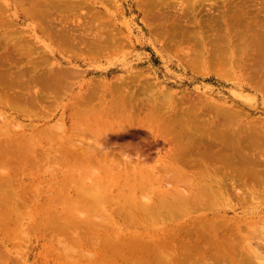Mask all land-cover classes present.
Returning <instances> with one entry per match:
<instances>
[{
    "label": "rangeland",
    "instance_id": "rangeland-1",
    "mask_svg": "<svg viewBox=\"0 0 264 264\" xmlns=\"http://www.w3.org/2000/svg\"><path fill=\"white\" fill-rule=\"evenodd\" d=\"M32 1L38 4L37 1L39 0ZM43 1L40 0L38 4L40 7H34V9L40 8L38 11L39 15L41 10L47 12L45 10L47 9V6H45V4L47 5V3H45L47 1ZM71 1L72 0H70V5L66 7V9L63 7L61 11L63 14L61 12L57 14L58 10L60 11L62 7H60V9L56 8V12H52L56 15L53 14L54 17H52V21L50 18L49 22L52 23L55 21L54 23L56 24L52 23L53 25H50V23L47 22V17L43 19L37 16L38 12L36 10L37 15L36 12H33V15L31 14V4H29L27 0H25V6L21 3L19 4L17 0H0V52L5 49V42H3L1 38V36L5 35L10 42L8 44L10 50L12 49V44L18 42L22 44L23 50L28 51L27 48L30 47L33 58L26 59L25 53L21 54L20 52H15L13 53L14 56L8 60L5 59V62L4 59H1L0 75L9 70H11L9 72H14L18 69H24L25 66L33 67L29 75L26 76H30L31 80L36 78L40 79L42 77L47 78V72L52 68H61L64 73L67 70L69 71H67L69 76L65 79V84H68V82L69 84L65 85V87L61 89L62 91L60 89L58 90V93H56L58 94V96H56L59 97L58 99L51 95L55 103H53V100H49L48 102L47 100L43 101L44 106H46L45 108L43 105L41 107L36 103L31 105L22 103L21 106L27 108H25L26 110L23 113L13 110L9 107L10 104L6 106L5 102L0 103V112L2 111L1 113L5 114V116L12 118L11 121L14 122H10L11 126L12 124L13 126L7 127L8 130H5L4 133L7 132L6 134H8L9 138L10 136L14 138L13 143L18 145L14 147L23 148L25 151L22 150L25 156L22 155L19 157L17 154L14 155L13 151H11L14 149H12L13 143L8 144L10 153L8 154L7 152L4 156L6 157L4 158V166L8 167L6 168L3 166L0 168V171L3 168L2 171L6 170L5 173H7L8 169L11 170L14 166L20 165V163L23 164V162L20 161H24L25 164V161L28 160V162L26 161L28 163V165H26L27 168L23 164L21 169L14 173V186L11 185V187L8 185L7 187H0V192H2L0 194V202L2 203L5 201V206L4 203H0V210H3L4 207L6 209V205L7 207L13 205L12 208L9 206V211L6 209L8 212L4 210L6 215L15 213L12 216H5V214H3L4 218L0 217V264H139L138 258L140 257L137 255H140L141 251L138 252L139 249H137L136 252L138 253L134 252L137 246L134 248L132 244H129L131 243L133 235L140 236L141 233L145 231L146 234L144 232V235H141L142 240L151 241L153 239L159 242L174 229L175 223H172L173 221L170 220L162 227L160 223L157 224L151 220H140L139 226H132L129 222H126L128 217L124 219L126 217L127 195L134 192L135 188H133V190L131 189L133 185H136L135 187L137 188V190L135 189L137 191H135L137 193V199H132L141 205L143 201L147 203L149 199H153L154 194L158 192L157 190L161 189L159 188L160 186L165 185L163 188L167 189L170 188V184L165 182H160L162 183L160 184L157 183V181L151 182L147 178L145 179L144 176L138 177L136 180L127 177L128 179L124 181L122 178L121 181L115 180L109 182L103 170L92 167L97 164L93 159L91 160L92 165L90 166L93 169L89 172L69 170L67 167L71 166L73 162H63V160L67 161L64 153L52 149L59 145L58 139L47 140L45 137L39 138V136H37L38 132L42 131V129L45 130L46 128L56 127L61 124L65 127L64 129L68 131V137L73 126L74 108L77 106L80 107L83 104V102L78 99L84 100L86 103L83 96L87 95L89 89L93 88V91L97 90L95 84L96 87H99L101 84L97 90L99 98L96 95L97 97L95 96L90 102L87 99V106H91L88 108V111H94L96 114L99 110H97V108H92V105L95 104L100 107L101 104L105 106L106 103L113 106L115 105L114 109H117V111H122L123 108L125 110L121 116L122 119L120 117L121 121L118 122L116 119H113L110 122V124L113 125H109V127H112L108 128L109 130L105 128L107 132H105L104 129L99 137L101 143L107 147L109 153L116 158L118 157L120 162L124 161V159L120 160V157L123 158V155H125L129 156L128 158L132 157L131 159H133L134 164L139 163L137 160L140 159L144 163L152 166L161 160L160 157H163L164 153L168 150L169 144L166 133L158 134L161 132L160 127H150V120L146 117L145 112L152 111L155 104H160V106H158L160 111L157 115L158 117L162 115L163 118H165L163 124L167 123L169 119L172 118L175 120L176 125H179L177 131L175 130V132L172 133V136L178 133L187 123L195 128L194 123L197 121V111L198 114L200 112L199 116L201 120L207 119L206 121L203 120L206 122L204 128H207L209 127L207 123L210 120L216 117V121L219 115H221L220 110L233 111L235 114L237 113L236 116L239 114L237 122H231L226 124V126L238 130L242 136L250 137L254 134H264L263 50L262 52L260 51L261 54L259 53L261 45L264 47L261 40L262 36H260L264 29H260L261 27H259L261 23L264 24V4H262L264 0H228L229 3L227 0H219V2L217 0L219 6L217 2L216 4L213 3L216 0H205V3L202 2L203 5L199 2H196L197 5L196 3H192L193 5H191L193 1L191 0L189 1L191 6L186 0L189 7L187 3H185V0H182L183 2L185 1V4L183 2L179 3L181 0H175V2L174 0H169L172 3L166 0L168 1L167 3L171 5L177 3L174 7L173 5L169 7V4L165 3V6H160L161 9H156L157 13H154L155 9L151 8L154 11V16L151 14L152 10L150 8L148 10L147 8H142L145 6L144 4L142 5L144 2H141V0ZM139 2L141 3L140 5ZM198 4L201 5L198 7ZM213 4L214 7H212ZM238 4L245 5L240 8ZM216 5L218 7H216ZM257 5L260 6L257 8ZM231 7L233 10H231ZM243 7L245 10L247 9L246 11L248 12H246ZM242 9L246 14H240V12H238ZM145 10L149 12H145ZM243 10L241 12H243ZM158 13L161 14L158 15L160 17L157 16ZM164 13L166 14L164 15ZM234 13H238L239 19L241 17L244 22L238 24V17L235 19ZM147 14H149V16ZM213 14H215L214 16L216 18ZM58 15L61 19L58 18ZM217 15L220 16L221 21H219ZM222 15L224 18L221 17ZM208 17L214 21V25L211 21L208 22ZM248 18H251L250 20L253 19L254 21L252 22H254V24L257 19L258 23L256 21V25L258 24V26H246L245 24ZM206 20L207 22H204ZM216 21H218V23ZM61 22L64 28L63 31H67V33L74 30L73 33L75 32L76 34L82 32L80 34L85 33L84 35L87 36L91 34H93L91 36H97V34L99 35L104 32L102 35L105 37L108 35V37L111 38V35L114 34L112 37L116 38L118 35V38H116V42L110 41V43L107 44L105 42L104 44L106 47H104V44H102V47L97 46L99 50L96 46L95 48L90 45L65 47L63 44L58 45V43L51 40L48 35V30H50V28L52 29L51 33L56 32V30L53 29L55 26L61 29L62 26L59 27ZM63 23H65V25ZM68 23L69 25H67ZM47 25L48 27H53H49L47 30ZM80 28H82L83 31ZM84 28H86L87 31ZM96 28L99 29L97 30ZM242 28L246 29L245 31L249 29V31L245 32L243 29L241 32ZM88 30H92L91 33H89L90 31ZM9 32L12 33L9 34ZM168 33H170V35ZM173 33H176L175 38L170 37ZM199 33L200 35H198ZM223 34H225L226 37L223 36ZM11 35L18 38L15 40ZM244 35L246 36L245 38ZM256 36L258 38H256ZM9 37L12 39L10 40ZM222 37L225 38L223 39ZM219 38L223 40L219 42ZM241 38H244L243 41ZM182 40H185L184 43H181L183 42ZM177 43L178 45H176ZM110 48L111 50H109ZM107 49L109 51H107ZM99 51L101 52L99 53ZM19 54H21L22 57L18 56ZM71 72H73V74H71ZM33 84L31 91L44 89L42 88V84L39 82L37 83V81H33ZM130 92L131 95H136L132 100H129L131 97ZM123 94L128 96V98L126 96L124 98ZM204 107L205 109L203 110L202 108ZM120 108L122 109L119 110ZM140 108L145 111L140 113ZM42 109L47 110V112H44ZM186 109H189L187 113ZM40 110H42L43 113L42 111L40 112ZM174 112L176 115L174 114L173 118L172 113ZM115 120L119 125H116ZM4 122L6 123V121L0 117L1 126L5 124ZM93 137L94 136L87 135L85 138L90 141V138ZM7 139L5 134L0 135V147H2V145L5 146ZM80 141L87 142V140H78V142ZM90 142L93 143L92 141ZM66 146L67 148L70 147L69 145ZM9 155H11V157H9ZM7 157H9V160ZM19 159L21 160L19 161ZM6 160H8L10 164ZM14 161H18L19 163ZM11 165L12 167H10ZM2 171L1 175H5ZM127 171H129V169L123 171V173ZM126 174L128 175V173ZM99 176L104 177V179H99ZM0 179H2V177H0ZM77 180L79 184L76 182ZM179 188L180 191L185 189L184 186L180 185ZM143 189H145L144 191L148 196L141 191ZM78 190L85 192L84 194L82 193L83 197L79 195L80 193H78L77 197L76 194ZM8 191H10V193ZM120 194L127 197V200L123 199L125 197ZM2 195H5V198L1 199ZM6 196H10V198L13 196V204L8 202L10 200L9 197H7L8 199L6 200ZM74 197L76 198V200L73 199L74 201H77V199L81 201L82 198H85V200H83L80 205L78 201L76 203L73 201L74 204H66L70 198L72 199ZM10 201L12 202V200ZM247 203L243 205L244 207L241 206L237 209L228 208L218 213L220 216H226L227 218H238L252 214V212H258L259 210L264 212V197L255 201H250L248 203L249 205ZM67 205H71L70 207H72V209L67 207ZM16 207L19 212L17 209L16 212H13ZM19 208H21V210ZM66 208L71 211V214L69 212L67 213L70 218L66 217L67 215L65 212L68 211ZM89 209L90 211L92 210V212H89ZM10 211H12V214ZM201 211L202 210H199L198 213L197 211L193 212L191 217H181V220L185 221L189 220V218L190 220H194L204 212ZM3 212L0 211V214ZM120 212L122 214H120ZM123 212L125 213V217L122 216ZM137 212L138 211L135 213ZM62 213H65L66 218L60 217ZM101 214L106 215L107 218L104 216L106 220L103 217L100 220ZM8 216L12 218L10 219ZM259 216L264 217V214L261 213ZM7 217L11 221H9ZM209 217H213L212 213H210ZM2 219H7L8 222ZM107 219H109V221ZM256 220H258V218ZM88 221L94 224H88ZM83 222L85 224H83ZM6 223H9L8 225L10 227ZM75 223H78V226ZM63 225L67 228L65 229ZM89 225L92 227L95 226V228L89 227ZM55 228L56 230H53ZM96 228L98 232L94 231V233L92 229L95 230ZM262 229V236V233L258 234L259 236L257 234V236H253V246L256 248H258V245L264 246V227ZM89 233H91V235ZM153 234H155V236ZM130 236L131 239H129ZM74 237H76V240ZM115 239L117 240L115 241ZM108 240L111 241L110 245L114 244L110 246V249L113 248V250L109 249L110 252L107 249L109 248V244L107 245ZM130 246L132 249L134 248V250H131V253L130 250H128L129 248L131 249ZM116 247H119V249L121 247L122 249H126L121 253V251H116ZM259 250L264 253V249L260 248ZM114 251L117 258H114ZM110 253L114 255L112 257L113 259H110ZM118 253L119 256L121 254H124V256L121 255L119 257L117 255ZM142 253H144L143 255H145L144 257L146 258L145 252ZM132 254L134 257L132 256L133 258L131 259L130 256ZM149 256L150 255H148V258ZM165 256H167V254ZM170 256L171 254L169 253V257ZM162 257L163 256L160 255L158 259H162ZM127 258L129 261H127ZM133 259H135V263ZM146 259H143L142 263L158 264L159 262L155 259L147 263ZM141 261L142 257L140 258V262Z\"/></svg>",
    "mask_w": 264,
    "mask_h": 264
},
{
    "label": "bare ground",
    "instance_id": "bare-ground-1",
    "mask_svg": "<svg viewBox=\"0 0 264 264\" xmlns=\"http://www.w3.org/2000/svg\"><path fill=\"white\" fill-rule=\"evenodd\" d=\"M46 1L47 2H45V3H47V5L45 4V6H47V9H45V10L47 12H44L43 10H41L40 15H39L38 11L40 10V8L34 9V7L38 6V4L40 3V0L37 1L38 4H36L35 1L27 0V2L29 4H31L30 10H32V13L31 12L30 13L33 15L34 14L33 12L37 11L38 15H37V12H36V15L43 18V19H44V17H47V22H49L50 18L52 21V19H53L52 17H54L53 14H55L52 12H54V11L56 12V10L58 8L60 9V7H62L60 9V11L58 10V12H57V14H58L59 12L62 11L63 7H65V9H66V7H68L70 5V0L69 1H67V0H46ZM74 1H76V0H74ZM78 1H80V0H78ZM168 1H166V0H148V1L143 0L142 1L141 0V2H144V3H142V5L144 4V6H145V7H142V6L141 7L144 9L147 8V10L149 8L155 9L154 10L155 12L152 9H151L152 13L150 12L154 16L153 12L157 13L156 9L160 8L161 5L165 6V3H167ZM187 1L189 2L191 0H187ZM187 1L185 3H187V6H188ZM206 1H208V0H206ZM206 1L201 0V2H200V0H198V1L193 0L191 2V5H193L192 3L195 4L196 2L197 3L198 2L199 3H202V2L205 3ZM211 1H213V0H211ZM241 1H243V0H241ZM17 2L19 4L21 3L22 5L25 4V0H17ZM84 2H86V1H84ZM169 2L172 3L171 1H169ZM174 2H175V0H174ZM181 2H183V1L181 0L179 3H181ZM216 2H217V0L214 1L213 3L216 4ZM218 2H219V0H218ZM218 2H217V4H218ZM227 2H228V0H227ZM244 2H246V1H244ZM244 2H242V3H244ZM170 3H167V4H169V7L172 5L174 7L177 2L175 3V5H174V3L172 5ZM197 3H196V5H197ZM140 4L141 3L139 2V5ZM214 4L212 7H214ZM262 4H264V2ZM74 5H76V4H74ZM74 5H71V6H74ZM189 5H190V2H189ZM200 5L201 4H198V7ZM202 5H203V3H202ZM238 5L241 8V6H243L245 4H243V5L238 4ZM187 6H185V7H187ZM218 6H219V4H218ZM218 6L216 5V7H218ZM258 6H260V5H257V8H258ZM38 7H40V5ZM79 7H77V8H79ZM216 7H215V9H216ZM232 7H234V6H232ZM232 7H231V10H233ZM246 8H247V6H246ZM261 8H262V6H261ZM43 9H44V7H43ZM74 9H76V8H74ZM167 9H168V6H167ZM147 10H145V12ZM244 10H245V8H244ZM244 10H243V12H241L240 10L238 12H240V14H242V13L246 14V13H244ZM251 10H252V8H251ZM147 12H149V11H147ZM184 12H186V11H184ZM216 12H217V10H216ZM246 12H248V11H246ZM231 13H233V12H231ZM165 14L166 13H164V15ZM183 14H185V13H183ZM221 14H223V13H221ZM234 14H235V19H236V17H238L237 18L238 24H241V22L242 23L244 22L241 19V17L239 19L238 13H234ZM236 14H238V15H236ZM147 15L149 16V14H147ZM158 15H161V14L158 13L157 16ZM169 15H170V13H169ZM214 15L215 14H213V16ZM153 16H152V18H153ZM155 16H156V14H155ZM158 17H160V16H158ZM214 17H212V18H214ZM218 17H219V21H221L220 16H218ZM221 17H223V15ZM251 17L254 18L253 16H251ZM58 18H60L59 15H58ZM64 18H65V16H64ZM209 19H208V22L209 21H211L212 23L214 22L211 19L210 20ZM250 19L249 18L247 19V23L245 25L249 26V27L251 25H256L257 19L255 20V24H254V22H252L254 20L253 19L250 20ZM54 22L55 21H53L52 23H54ZM56 22H57V20H56ZM62 22H61V25H59V27L62 26L61 29L58 28V26H55L53 28L56 30L55 33L54 32L51 33V30H52L51 28H50V30H48L49 27H53V26L48 27V25H47L49 38L51 40H53L54 42L56 41L58 43V45L63 44V45H65V47H67V46H70V47L76 46L77 47V46H86V45H90L91 47H95V46L96 47L97 46L102 47L103 46L102 44H104L105 42H106V44L110 43V41L116 42L117 41L116 38H118V35H117V37L115 36L116 38H113L112 36H114V34L111 35V38L108 37V35H107V37H105L104 35H102L104 32L102 34H99V35L96 32H94L97 34V36H91L93 34L87 36V35H84L85 33L80 34L82 32H80L79 34H76L75 32L73 33L74 30L73 31L71 30L72 32L70 31L69 33H67V31L66 32L63 31L64 28H63ZM204 22H207V20ZM216 22L218 23V21H216ZM52 23H50V25ZM59 23H60V21H59ZM257 23H258V21H257ZM54 24H56V23H54ZM63 24L65 25V23H63ZM223 24H224V21H223ZM259 24H260V22H259ZM7 25H8V23H7ZM67 25H69V23ZM213 25H214V23H213ZM219 25H218V27H219ZM246 26H245V28H246ZM256 26H258V24ZM83 27H84V25H83ZM259 27H261L260 29H262V28L264 29V24L261 23L259 25ZM71 28H72V26H71ZM91 28H93V27H91ZM80 29L82 30V28H80ZM84 29L86 30V28H84ZM102 29H104V28H102ZM173 29H174V27H173ZM243 29L244 28H242L241 32L243 31ZM245 30L246 29H244V31ZM76 31H78V30H76ZM88 31H90V30H88ZM91 31L89 33H91ZM174 31H175V29H174ZM248 31H249V29L245 32H248ZM183 32H185V31H183ZM219 32H221V31H219ZM239 32H240V30H239ZM10 33H12V32H9V34ZM115 33H118V32H115ZM170 33H168V34L170 35ZM263 33H264V31L262 32V34ZM175 34L173 33L172 36H170V37L175 38L176 37ZM262 34L260 36H262L261 40H262L263 45H264V34L263 35ZM164 35H165V33H164ZM198 35H200V33ZM198 35H197V37H198ZM241 35H242V33H241ZM257 35H259V34H257ZM17 36H18V34H17ZM190 36H188V37L191 38ZM213 36H214V33H213ZM223 36L226 37L225 34H223ZM88 37H90V38H88ZM225 37H222V38L224 39ZM245 37L246 36L244 35V38ZM1 38H2V41L5 42V45H4L5 49L2 52H0V60L4 59V62H5L6 61L5 59L8 60L9 58L13 57L14 56L13 53H15V52H17V53L20 52L21 54L25 53L26 59L32 58L30 47L27 48L28 51L23 50L22 44H19L18 42H16V43L12 44V49L10 50L9 46H8V44L10 42H9L8 38L5 35L1 36ZM13 38H15V37H13ZM17 38H15V40ZM222 38H219L218 41L221 42L223 40ZM244 38H241V40L243 41ZM256 38H258V37L256 36ZM9 39H10V37H9ZM193 40H195V39H193ZM216 40H217V38H216ZM118 41H119V39H118ZM184 41L181 43H184ZM197 41H198V39H197ZM172 42H174V41H172ZM117 43H119V42H117ZM179 44H180V42H179ZM176 45H178V43ZM226 46H227V44H226ZM104 47H106V45ZM117 47H119V46H117ZM259 48H260V46H259ZM97 49L99 50L98 47H97ZM112 49H114V48H112ZM115 49H117V48H115ZM109 50H111V48ZM109 50L107 49V51H109ZM223 50H225V49H223ZM226 50H227V48H226ZM262 50H263V52H262ZM72 51H74V50H72ZM260 51L262 53H264V47L262 45H261V49H259V53H260ZM100 52L101 51H99V53ZM220 52H221V50H220ZM21 54H19L18 56L22 57ZM34 58L37 59L36 57H34ZM38 58H40V57H38ZM33 65H35V64H33ZM32 68L33 67H31V66H29V67L25 66V68L21 69V70L18 69L14 72H9V71H11V70H9L8 72L1 73V75H0V103L5 102L6 106H8L10 104L9 107H11L13 110L24 113L27 108L21 106L22 103H27L29 105L36 103L42 107V105L44 106L43 101L47 100V102H48L49 100H53V97L58 99L59 97H56V96H58V94H56V93H58V90L63 89L65 87V85L69 84V82H68V84H65V79H67L69 76L67 74V71H68L67 69H66L67 71L64 73L61 68L60 69L59 68H52V69H50V71L47 72V78L42 77L40 79L36 78V79L31 80L30 76L29 77H26V76L29 75V73L32 71ZM71 74H73V72H71ZM70 77H72V76H70ZM33 81H37V83L38 82L41 83L42 88H44V89H39L38 91H31V89H32L31 87H33V85H34ZM100 85H99V87H100ZM99 87H96V84H95V88L97 90ZM24 89L28 90V91H25ZM97 90L93 91V88L88 90L87 95L83 96V98L86 100V103L84 100L78 99L79 101H82L83 104L80 107L77 106L74 108L73 122H72L73 126H72L71 131L69 132L68 137H67L68 131L66 129H64L65 127L61 124L57 125L56 127L53 126L50 128H46L45 130L42 129V131L38 132L37 136H39V138L45 137V139H47V140L48 139H50V140L58 139L59 145L53 147L52 149H54L55 151H59V152L64 153L67 161L63 160V162H73V164L71 166L67 167L69 170H72V171L81 170L82 172H89L93 168H96L99 170L101 169L106 173V177H107V179H109V182H113L115 180L121 181L122 178H123V181L128 179V178L129 179L133 178L136 180L138 177L144 176L145 179L147 178L151 182L157 181V183H160V182L164 183L165 182V183L170 184V186H169L170 188H167V189L163 188V187H165V185L160 186L159 188H161V189L157 190L158 192L156 194H154V198L151 200L149 199L147 203H144V201H143V204L141 203V205L139 203L135 202V200L137 199L136 198L137 188L135 187L136 185H133L131 187L132 190H133V188H135L136 190L134 189V192H132V190L130 189L132 193L127 195L128 200H127V197H125L123 194H120V195H123L125 197V198H123V196H122L123 199L127 200L126 201V203H127L126 214L123 212L122 216H124V214L126 215V217L124 216L125 217L124 219H126L128 217L126 219V222H129L130 225L139 226L140 220L141 221L151 220L157 224L160 223L162 227L167 223L168 220L173 221L172 223H175L174 229L172 231L170 230L171 233H169V235H167L162 241H159V242L154 241L153 239L151 241L150 240H148V241L142 240L141 235H144L145 231L142 232L140 236H134L133 235L131 243H129V242L128 243L132 244L134 248L136 246L138 248L136 247L134 250V248L132 249V247L130 246L131 249L129 248L128 250H130V253H131V250H134V252H136L137 249H139L138 252L141 251L140 252L141 254L137 255L140 258L142 257L141 262H140V258H138L139 264L142 263L143 259H146V258H147L146 259L147 263L150 260L154 261L156 259L157 262L159 261L158 264H264V253L260 252V250H259L260 248L264 249V246L258 245V248L253 246V238H254L253 236H255L256 234L257 235L261 234L262 230H263L262 228L264 227L263 226L264 217L259 216L261 213L264 214V212L262 210H259L258 212H252V214L247 213L249 215H246L244 217H238V218H235V217L234 218H227L226 216H220L218 213L221 210H225L228 208L229 209H237V208L245 205V203H247V202L249 203L250 201H255L257 199H261L264 197V134H254L250 137L242 136V134L239 133L238 130L231 129V127L226 126V124H229L231 122H237V117L239 116V114H238V116H236L237 113L235 114V112H233V111H228V110L221 111L220 110L221 115H219V117L216 121H215L216 117H214L212 120H210L207 123L209 126L207 128H204V124L206 123L204 121H206L207 119L206 120L203 119L204 121L201 120L200 119L201 117L199 116L200 112L198 114V111H197V113H196L197 114V121H196V123H194L195 128H193L189 123H187L185 126H183L181 128V130L178 133H175L172 136V133L175 132V130L177 131V128H179V125H176L175 120L172 118L169 119V121L167 123L163 124L165 122V118H163L162 115L159 117L157 115L160 111V108H158V106H160V104L159 105L155 104V106H153V108H152V111L145 112L146 117L148 118V120H150L149 121L151 123L150 127H153V128L160 127L161 132H159L158 134L166 133L167 141L169 144L168 150L164 153L163 157H160L161 160H159L155 165H152V166L148 165L147 163H144L140 159L137 160V162H139V163L134 164L133 159H131L132 157L128 158L129 156H125V155H123V158L120 157V160L124 159L123 162H120L118 157L116 158L115 156H112L109 153L107 147L103 143H101L99 137L101 136V134L105 128L108 129V128L112 127V126L109 127V125H113V124H110V122L113 119H116L118 122L121 121V119H122L121 116L123 115L125 110L123 108L122 111H117V109H114L115 105L113 106L109 103H106L105 106H102V104H101V106L99 105L100 107H98L95 104H94L95 106L92 105L93 106L92 108H97V110H99V112L96 114L94 111H88V108H90L91 106L90 107L87 106L88 105L87 99L90 102L95 98L96 95L98 96ZM122 90H124V89H122ZM60 92H59V95H60ZM33 93H34V95H33ZM119 93H121V92H119ZM124 94H123V97L125 98L126 95H124ZM140 94H141V92H140ZM51 95L53 97H51ZM130 95H131V92H130ZM135 96L131 95L129 100L134 99ZM126 97L128 98V96H126ZM98 98H99V96H98ZM50 102H52V101H50ZM53 103H55V101ZM12 104H14V105H12ZM90 105H91V103H90ZM33 106H35V105H33ZM45 107L46 106H44V108ZM82 107H84V108H82ZM121 109L122 108H120L119 110H121ZM202 109L204 110L205 107ZM42 110H40V112ZM188 110L186 109V113ZM203 110H202V112H203ZM43 111L47 112V110H45V109ZM43 111H42V113H43ZM143 111H145V110L140 108L139 112L143 113ZM1 112H0V117L4 121H6V123L4 122L5 124H3L2 126L0 125V135L5 134L6 139L7 138L8 139L5 142V146L2 145V147H0V168L5 165V159H4V158H6V157H4L5 154L7 152H8V154L10 153L9 148H8V144H12L13 139H14V138H11V136H10V138H11L10 139L8 137V134H6L7 132L4 133L5 130L6 131L8 130L7 127L13 126V124L11 126V123H14V122L11 121L12 118L5 116V114H3ZM40 112H38V113H40ZM174 114H175V112L172 113L173 118H174ZM204 116H205V114H204ZM120 117H121V119H120ZM116 120H115V122H116ZM118 122H116V125H119ZM207 129H208V131H207ZM104 131L107 132L106 129ZM87 135L94 136L93 138H90V141H92L93 143H91L89 141V139L85 138ZM78 140H84V141L87 140V142H82V141L78 142ZM66 145H69L70 147L67 148ZM14 146H18V145H15V143H13L12 149L13 148L14 149L11 150V151H13V154L14 155L17 154V156L19 155V157L22 156L23 151H24L23 148L20 149L19 147H14ZM27 151H29V150H27ZM23 156H25V155H23ZM9 157H11V155H9ZM9 157H7V159ZM24 158H27V157H24ZM92 159L97 162L96 166H92L93 168L90 167L92 165L91 164ZM8 160H6V161L8 162ZM12 160H13V158H12ZM20 160L21 159H19V161ZM26 161L28 162V160H26ZM26 161H25V164H24V161H20V162H23V164L27 168L26 165H28V163ZM29 161H30V159H29ZM14 162H18V161H14ZM8 163L10 164V162H8ZM18 163H16V164H18ZM23 164L20 163V165H17V166L13 165L14 167L12 169L10 168L11 170H9V169L7 170L9 173L8 172L5 173L6 170L2 171L3 170V168H2L1 171L4 172L5 175H1V171H0V177H2V179H0V187L1 188L3 186L7 187L8 185H10V186L15 185L13 183V182H15V181H13L14 173H16L19 169H21ZM29 165H30V163H29ZM4 167H6V166H4ZM10 167H12V165ZM127 169H129V171L123 173V171H125ZM126 173H128V175ZM99 179L103 180L104 177L99 176ZM140 180H141V178H140ZM76 182L78 183L79 181L77 180ZM160 184H162V183H160ZM179 185L184 186L185 189L183 191H180ZM144 190L145 189H143L141 191H143V193L146 194V192ZM78 191L76 194L77 197H78V193H80L79 195L80 196L82 195L81 197H83V194L85 192H81V191L78 192ZM8 192L10 193V191H8ZM1 193L2 192H0V194ZM5 194L8 195L7 193H5ZM7 197H9V199L12 200V202L10 200L8 202L13 204V202H14V199H12L13 196H11V198H10V196H6V200L8 199ZM15 197H17V196H15ZM75 197L72 199L70 198V200H68V202L66 204H68V203L74 204V202L76 203L79 199H77V201H74L73 199L76 200V198H77V197L76 198ZM2 198H5V195H2L1 199ZM85 198L84 199L82 198L81 201H78V202H80L79 205L81 204V202H83V200H85ZM132 198H134L135 200ZM2 203H4V206H5V201ZM9 206H11L10 208H12L13 205H9ZM9 206L7 207V205H6V209H8ZM70 206L67 205V207L72 209V207H70ZM4 209H5V207H4ZM4 209L0 210L1 212L4 211L3 213L0 214L1 218L3 217V214H5L6 209L5 210ZM16 209H17V207L15 208V210L12 209L13 212H16ZM19 209L21 210V208H19ZM70 209H67L68 211L66 210L67 212H65L67 215L66 217H68V218H70V217L67 213L71 212ZM199 210H202L204 212L201 215L197 216L196 219L190 220V218H189V220H185V221L181 220V217L182 218L189 217V216L191 217V214L193 212L197 211V213H198ZM8 211H9V209H8ZM17 211L19 212L18 209H17ZM136 211H138V212L135 213ZM11 212L12 211H10V213ZM89 212H92V210L90 211V209H89ZM65 213H62V215L63 214L64 215L63 216L60 215V217L66 218ZM101 213L103 214L102 211H101ZM210 213H212L213 217H209ZM13 214H15V213H13ZM120 214H122V213L120 212ZM7 215H10V214H7ZM7 215L5 214V216H7ZM12 215H10V216H12ZM98 215H100V214H98ZM10 216H8V217L10 218ZM57 216H59V215H57ZM104 216L106 217V215L104 214L100 217V220L102 217L105 219ZM8 217H7V219H8ZM255 218L256 219L258 218V220H256ZM7 219H4V220L6 222H8V220L11 221L10 219H8V220ZM107 220L109 221V219H107ZM98 221H99V219H98ZM15 222H16V220H15ZM78 222H79V220H78ZM84 222H83V224H85ZM92 223L91 222L89 223V221H88V224H92ZM103 225H105V224H103ZM63 226L65 227V229L67 228L65 225H63ZM67 226H68V224H67ZM83 226H86V225H83ZM90 226L91 225H89V227ZM54 227H55V225H54ZM73 227H75V226H73ZM144 227L146 228L145 225H144ZM92 228H95V226ZM112 228H111V230H112ZM53 230H56V228ZM92 230L94 232L97 230V228L95 230L94 229H92ZM151 230H153V229H151ZM93 232H92V234H93ZM96 232H98V231H96ZM149 233H147V234H149ZM80 234H82V233H80ZM89 234L91 235V233H89ZM145 234H146V232H145ZM153 235L155 236V234H153ZM262 235H263V233L261 234V236ZM9 236H10V234H9ZM131 236L129 237V239H131ZM75 238L76 237H74V239ZM78 238H79V235H78ZM117 239H115V241ZM87 240H89V239H87ZM255 240H256V238H255ZM107 242H108L107 245L109 244L108 245L109 248H107L109 251L110 246L114 245V244L110 245V242H111L110 240H108ZM118 244H120V243H118ZM104 247H106V246H104ZM116 249H117L116 250L117 252L121 251V253H122V251L124 252L126 248L125 249L123 248L124 249L123 250L122 247L120 249H119V247H116ZM110 250H113V248ZM138 252H136V253H138ZM142 252H145V254L147 256L146 258L144 257L145 255H143L144 253H142ZM162 252H163V254H162ZM164 252H165V254H164ZM105 253H107V252H105ZM113 253L115 256L112 255V253H110V259H113L112 258L113 256H114V258L116 257L115 251ZM169 253L171 254L170 257H169ZM133 254L130 256L131 259L134 257ZM166 254H167V256H165ZM117 255L119 256V253ZM121 255L124 256V254H121ZM148 255H150L149 258H151V256H152L153 259L152 258L149 259ZM160 255L163 256L164 259H163V257H162V259H158ZM126 257H127V255H126ZM135 259H133L134 263H135ZM127 261H129L128 258H127ZM123 264H125V263H123ZM142 264H146V263H142ZM150 264H154V263H150Z\"/></svg>",
    "mask_w": 264,
    "mask_h": 264
}]
</instances>
